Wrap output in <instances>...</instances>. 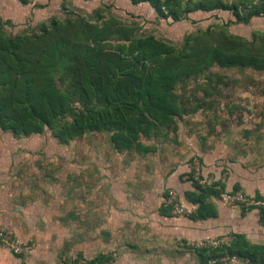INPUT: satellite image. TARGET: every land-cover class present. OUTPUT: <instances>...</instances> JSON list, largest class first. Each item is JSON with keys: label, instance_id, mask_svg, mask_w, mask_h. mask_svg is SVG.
Instances as JSON below:
<instances>
[{"label": "rangeland", "instance_id": "rangeland-1", "mask_svg": "<svg viewBox=\"0 0 264 264\" xmlns=\"http://www.w3.org/2000/svg\"><path fill=\"white\" fill-rule=\"evenodd\" d=\"M189 1L234 3L243 15L251 5H264V0ZM0 8V34L7 38L28 37L54 21L67 24L76 19L113 21L129 27L134 38L151 36L176 50L190 34L216 26L248 41L264 32V17L239 23L230 10L222 9L196 10L173 21L152 10L145 16L127 13L118 0H31L26 5L0 0ZM19 11L24 17L17 20ZM175 93L180 115L169 126L141 135V143L155 148L141 155L117 152L109 132L86 133L63 144L48 128L28 137L0 129V155L25 156L20 172L10 173L25 188L6 195L18 202L0 201V208L18 214L5 218L26 243L27 249L18 256L33 264H88L96 257V264H200L194 249L207 240L238 233L251 243L264 244V224L256 208L261 202L253 200L256 190L264 194V69L214 65L177 83ZM71 120L66 116L56 126ZM214 153L222 155L216 178L200 158ZM189 175L199 185L212 187L206 200L222 208V236L166 240L153 225L146 226L145 219L127 218L125 205L155 195L185 209L180 195L187 202L182 189L192 184ZM77 207L82 216L75 214ZM242 207L251 208L242 216ZM165 214L187 217L173 207ZM219 219L207 218L200 224ZM227 264L247 263L235 259Z\"/></svg>", "mask_w": 264, "mask_h": 264}, {"label": "trees", "instance_id": "trees-1", "mask_svg": "<svg viewBox=\"0 0 264 264\" xmlns=\"http://www.w3.org/2000/svg\"><path fill=\"white\" fill-rule=\"evenodd\" d=\"M18 1L26 5L31 0ZM130 2L148 3L158 16L173 21L192 11L215 9L230 10L239 23L264 17L261 2L251 5L244 15L236 4L223 1L193 5L189 0ZM112 40L117 44L112 46ZM214 65L264 69V32L248 41L216 26L187 36L181 50L151 36L134 38L129 27L113 21H54L28 37L0 34V129L28 137L48 128L63 144L86 133L109 132L117 152H152L154 148L144 146L140 137L156 127L169 126L180 115L177 83ZM66 116L72 120L56 126ZM188 178L194 191L186 196L196 207L187 217L215 218L217 209L206 200L212 187L199 185L191 175ZM253 200L261 202L256 208L264 224V195L256 193ZM172 207L169 202L167 209ZM250 208L242 207V211ZM194 251L200 264L226 257L264 264V244L251 243L242 234H233L228 244L197 246ZM98 258L88 264H96Z\"/></svg>", "mask_w": 264, "mask_h": 264}, {"label": "crops", "instance_id": "crops-1", "mask_svg": "<svg viewBox=\"0 0 264 264\" xmlns=\"http://www.w3.org/2000/svg\"><path fill=\"white\" fill-rule=\"evenodd\" d=\"M123 3L124 7L126 8L127 13L136 14V15H147L150 14V10L154 12V10L151 8V6L148 3H139V4H132L130 0H118ZM17 4L19 3L22 5L18 0H16ZM2 9L0 8V11ZM2 12V11H1ZM24 17V13L19 11L15 15V19H20ZM143 144V143H142ZM144 145V144H143ZM148 146V145H144ZM134 153L141 155L144 153H138L136 150ZM155 151V148H154ZM152 151V152H154ZM149 153V152H147ZM182 154V153H181ZM218 157H222V155L218 153H214V155H204L201 154L200 158L203 162V167L206 171H214L215 178L220 176V171L222 169V160L218 159ZM21 158H25V156H18V155H0V201L1 202H7V201H16L18 202V198L9 197L6 196L8 192H11L13 195L14 193L18 192L21 189L25 188V184L22 183V181L17 178L16 175L11 176L10 173L15 170L17 173L21 170V165L19 164L22 160ZM218 162V163H216ZM218 166V167H217ZM216 169L219 170V172L216 171ZM11 170V171H10ZM218 173V174H217ZM22 179H26L27 177H23ZM178 183L179 181V175L177 176ZM172 182L175 183L176 180L172 179ZM172 183V184H173ZM193 185L189 184L186 188H183L184 195H187V193H191L194 190ZM256 193H259L261 195H264L260 193L259 191H255L254 195ZM180 202L183 204L186 208H192L195 209L196 206L191 204L188 199L187 202L183 199L182 195H180ZM166 200H163L162 197H159L157 199V195L152 197H148V200L139 202V203H132V205H125L123 208L124 210H127V218H136L138 222H143L145 219L147 223H145L146 226L153 225L155 230L158 231V234H161L163 239H185V240H203L205 238L211 237L213 234L222 236V208L215 205L217 209V216L220 217L219 221H209L206 222L204 225L200 224L203 220H192L188 217H172L165 214L166 211ZM82 209V208H81ZM78 207L75 209L77 215L82 216L78 212V210H81ZM160 209V211H158ZM66 210V209H63ZM131 211H134L133 213H129ZM17 212V211H16ZM246 212V211H245ZM241 211V215H245L246 213ZM65 214V213H64ZM35 216L39 217L41 214H34ZM106 215H108V212H106ZM18 214H15L12 212L11 209H5L3 206L0 208V229H3L14 236L19 237L21 236L16 231L15 225L9 221H6L5 218L10 217H17ZM215 217V219L217 218ZM147 218V219H146ZM150 219V221H148ZM213 227V230L210 228ZM238 234V233H236ZM243 235V234H242ZM0 264H33L29 260L23 259L21 256L15 255L9 250L5 248L0 247Z\"/></svg>", "mask_w": 264, "mask_h": 264}, {"label": "built area", "instance_id": "built-area-1", "mask_svg": "<svg viewBox=\"0 0 264 264\" xmlns=\"http://www.w3.org/2000/svg\"><path fill=\"white\" fill-rule=\"evenodd\" d=\"M170 198H174V193L172 191L169 192ZM229 199V197H227ZM173 205V210L177 214L181 215H189L194 212L195 209H184L183 207L179 206L177 203L171 202ZM231 237L226 238H220V239H214V240H207L199 244V246H206V247H218L222 244H228ZM0 247L5 248L12 252L15 255L22 254L26 249V243L20 239L17 236H14L13 234L0 229ZM236 258L232 257H226L221 259H215L212 261H209L207 264H227L230 260H235Z\"/></svg>", "mask_w": 264, "mask_h": 264}]
</instances>
